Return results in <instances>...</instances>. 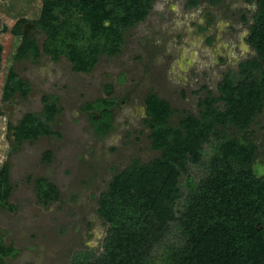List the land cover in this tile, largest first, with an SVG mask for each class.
<instances>
[{"label":"trees","instance_id":"obj_1","mask_svg":"<svg viewBox=\"0 0 264 264\" xmlns=\"http://www.w3.org/2000/svg\"><path fill=\"white\" fill-rule=\"evenodd\" d=\"M154 1L44 0L35 24L46 33L43 47L52 58L65 55L75 71L91 73L103 55L121 51L126 32L145 19ZM207 1L216 6L223 0ZM200 2L187 0L186 6ZM246 2L257 3L252 23L244 19L255 55L238 70L224 72L218 94L210 90L199 102V113H184L177 125L172 124L171 102L154 90L147 93L146 124L158 155L145 163L135 160L113 176L98 201L108 227L101 250L76 253L74 264H155L160 251L163 264H264V176L253 171L260 145L254 139L248 144L239 140L246 130L255 133L253 125L264 112V0ZM26 21L21 18L11 30L22 36L17 58L37 56L40 50L36 36L21 33ZM2 51L0 38V75ZM30 90L29 81L10 69L3 99L26 96ZM55 99L45 95L43 113L29 112L19 120L14 126L18 143L61 135L51 125L61 111ZM114 104V97L102 96L86 103L97 133L112 128L109 109ZM210 145L214 152L206 157ZM51 157V151L44 155L47 161ZM190 166L203 173L194 176ZM36 187L44 204L60 198L59 188L46 177H39ZM12 189L5 163L0 169V206L13 207ZM17 253L0 241V264Z\"/></svg>","mask_w":264,"mask_h":264},{"label":"rangeland","instance_id":"obj_2","mask_svg":"<svg viewBox=\"0 0 264 264\" xmlns=\"http://www.w3.org/2000/svg\"><path fill=\"white\" fill-rule=\"evenodd\" d=\"M187 0H155L145 19L129 29L121 51L103 55L91 73L75 71L65 56L55 60L45 51L46 33L40 19L44 0H0L2 72L0 75V169L9 164L13 189L12 208L0 206V241L18 253L5 264H74L76 253L101 250L107 224L98 212V201L113 176L133 161L148 162L158 155L152 148L144 98L151 90L169 100L175 109L172 124L184 113L198 114L200 100L218 84L229 69L255 55L247 42L248 23L257 3L223 0L213 6L201 0L194 8ZM21 18L35 24L31 36L38 38V55L17 58L22 36L11 30ZM247 19L248 23L244 22ZM10 69L27 79L31 90L9 101L3 87ZM112 86V92L106 91ZM45 95L55 96L61 108L54 130L61 135L41 136L18 143L14 126L29 112L43 113ZM116 97L113 127L106 134L95 130L87 102L100 96ZM242 133L243 141L254 139L264 157V112ZM206 147V157L214 152ZM52 152L51 161L44 155ZM201 168L190 166L198 177ZM46 177L60 190V198L44 204L38 197L37 179ZM155 264H163L162 252Z\"/></svg>","mask_w":264,"mask_h":264},{"label":"water","instance_id":"obj_3","mask_svg":"<svg viewBox=\"0 0 264 264\" xmlns=\"http://www.w3.org/2000/svg\"><path fill=\"white\" fill-rule=\"evenodd\" d=\"M36 30L35 24H26L24 27V34L26 35H32L34 31ZM249 130L244 131V133H249ZM239 140L241 144H248L247 141H243V136L239 137ZM253 171L257 177H263L264 176V157L257 158L253 164Z\"/></svg>","mask_w":264,"mask_h":264},{"label":"flooded vegetation","instance_id":"obj_4","mask_svg":"<svg viewBox=\"0 0 264 264\" xmlns=\"http://www.w3.org/2000/svg\"><path fill=\"white\" fill-rule=\"evenodd\" d=\"M242 62V61H241ZM240 62V63H241ZM239 63V64H240ZM112 86H107V88H106V91L110 94L111 92H112ZM104 97H106V98H113L114 96L113 95H111V96H104ZM115 98V104H114V106L111 108V109H109V111L112 113V119L114 120V108H115V106H116V103H118V101L116 100V97H114ZM144 104H145V100H144ZM145 106H146V104H145ZM146 112H147V107H146ZM91 113H92V111H91ZM148 115V114H147ZM94 117L95 118H99L100 116L99 115H94ZM147 118V117H146ZM146 118H145V121H146ZM112 124H113V121H112ZM113 127V126H112ZM111 130V128L108 130V132ZM108 132H106V133H108ZM105 133V134H106ZM100 134V133H99Z\"/></svg>","mask_w":264,"mask_h":264},{"label":"clouds","instance_id":"obj_5","mask_svg":"<svg viewBox=\"0 0 264 264\" xmlns=\"http://www.w3.org/2000/svg\"><path fill=\"white\" fill-rule=\"evenodd\" d=\"M250 131V130H249ZM258 158V157H257Z\"/></svg>","mask_w":264,"mask_h":264}]
</instances>
